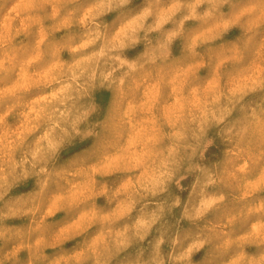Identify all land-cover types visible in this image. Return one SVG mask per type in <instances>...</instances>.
Returning a JSON list of instances; mask_svg holds the SVG:
<instances>
[{
    "label": "clouds",
    "instance_id": "9594fccd",
    "mask_svg": "<svg viewBox=\"0 0 264 264\" xmlns=\"http://www.w3.org/2000/svg\"><path fill=\"white\" fill-rule=\"evenodd\" d=\"M0 264H264V0H0Z\"/></svg>",
    "mask_w": 264,
    "mask_h": 264
}]
</instances>
